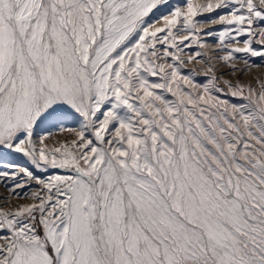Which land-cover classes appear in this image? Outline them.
<instances>
[{
    "label": "snow or ice",
    "instance_id": "obj_1",
    "mask_svg": "<svg viewBox=\"0 0 264 264\" xmlns=\"http://www.w3.org/2000/svg\"><path fill=\"white\" fill-rule=\"evenodd\" d=\"M252 57L264 0H0V264H264Z\"/></svg>",
    "mask_w": 264,
    "mask_h": 264
},
{
    "label": "rangeland",
    "instance_id": "obj_2",
    "mask_svg": "<svg viewBox=\"0 0 264 264\" xmlns=\"http://www.w3.org/2000/svg\"><path fill=\"white\" fill-rule=\"evenodd\" d=\"M208 15L209 14H205V17H207ZM211 15H215V14H211ZM204 27H205V29H219V28H222L223 26L219 25V24L206 23L204 25ZM238 39L240 41H243L244 37H239ZM205 41L211 47L201 49V51H206L209 53V55H212V56H220V55L224 54L223 52L218 51V44H217V41L215 40V38L205 37ZM237 46L242 47L243 43H240ZM254 46H256V45H254ZM193 48H195V46H193ZM185 51L187 52L189 50L186 49ZM237 55L243 57L244 54H237ZM197 59H199V58H197ZM250 62L252 64L259 65V67H252L250 69V71H248L245 74H242L240 71H237L234 74H232L230 71V68L221 67L220 68L221 72L229 73V75H225L223 77V79H230L233 81V83H236L237 81H239L240 83H244V84H248V83L255 84V83H257V81L259 79H264V59H262L260 57H252ZM214 63H217L219 65L220 62L214 61ZM235 64H236V67L238 69H241V70H243L246 67V65L244 63V59H237L235 61ZM199 67H204V65H197L195 62H193L187 66V69H185V71L191 70L193 68H199ZM198 79H200V80L204 79L203 73L200 74ZM70 126L75 127L76 125H70ZM56 138L57 139H63V135L57 134ZM4 160H15V162L21 166H25L27 163V158L13 157L11 155H6L3 151H0V162H2ZM53 171L55 172V171H61V170H53ZM2 197H9V199L11 200V204L26 203L27 202L25 200H17L14 197H12L11 193L8 191V188L5 186V184L0 183V198H2ZM3 203H4V201L2 199H0V205H2Z\"/></svg>",
    "mask_w": 264,
    "mask_h": 264
}]
</instances>
